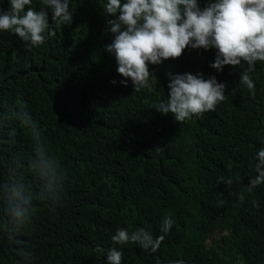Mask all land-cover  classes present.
Returning <instances> with one entry per match:
<instances>
[{
	"label": "trees",
	"instance_id": "16d2710c",
	"mask_svg": "<svg viewBox=\"0 0 264 264\" xmlns=\"http://www.w3.org/2000/svg\"><path fill=\"white\" fill-rule=\"evenodd\" d=\"M104 3L71 0L65 25L45 9L55 34L39 46L0 32V173L21 158L31 178L33 135L6 115L21 103L66 170L60 199L35 200L30 221L0 236V264H25L26 256L29 264H105L110 247L122 252L121 264H264V184L246 190L255 175L249 165L264 147V62L251 70L249 90L239 66L216 72L209 67L214 49L186 47L149 65L157 84L122 86L104 51L112 40ZM29 6L45 7L43 0ZM7 7L0 0V10ZM184 72L224 82L225 98L176 122L153 105L166 99L170 74ZM222 177L233 183L225 186ZM164 215L174 223L155 252L111 240L121 227L160 235Z\"/></svg>",
	"mask_w": 264,
	"mask_h": 264
},
{
	"label": "clouds",
	"instance_id": "9594fccd",
	"mask_svg": "<svg viewBox=\"0 0 264 264\" xmlns=\"http://www.w3.org/2000/svg\"><path fill=\"white\" fill-rule=\"evenodd\" d=\"M70 3L71 0H43L45 7L35 9L26 7L32 0H7L8 7L0 10V32L15 34L32 46L42 45L55 34L45 9L51 12V21L65 25L72 16ZM102 10L107 31L112 34L104 51L114 57L122 86L129 81L136 89L157 84L149 65L175 59L187 47L214 49L210 68L220 72L225 65L239 66V82L249 90L254 88L250 72L257 61L264 62V0H207L203 7L198 0H106ZM224 90L225 83L214 76L204 78L199 72L170 74L166 99L159 100L153 108L182 122L214 110L224 100ZM6 115L28 128L33 142L27 157L31 178L21 172L24 166L21 158L11 161L6 173H0V236H12L30 221L35 200L54 205L60 199L66 177V170L38 138L39 131L27 106L21 103L10 107ZM249 166L255 175L249 178L246 190L252 192L264 184V147L255 152ZM221 182L230 186L233 178L222 177ZM173 223L169 215H164L160 235L154 237L143 227L131 232L121 227L111 240L116 244L132 242L155 252ZM97 250L105 251L99 246ZM121 257L120 250L110 247L106 250L105 264H121ZM25 264H29L27 256ZM168 264L184 261L177 259Z\"/></svg>",
	"mask_w": 264,
	"mask_h": 264
}]
</instances>
